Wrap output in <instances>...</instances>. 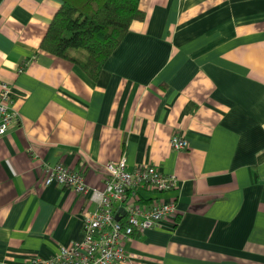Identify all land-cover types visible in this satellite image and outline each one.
Returning a JSON list of instances; mask_svg holds the SVG:
<instances>
[{"label": "crops", "instance_id": "obj_1", "mask_svg": "<svg viewBox=\"0 0 264 264\" xmlns=\"http://www.w3.org/2000/svg\"><path fill=\"white\" fill-rule=\"evenodd\" d=\"M56 7L0 0V81L19 116L0 138V264L82 238L94 204L45 185L46 168L102 190L121 158L176 180L139 192L176 212L124 242L126 264H264V0H138L95 79L38 48Z\"/></svg>", "mask_w": 264, "mask_h": 264}, {"label": "built area", "instance_id": "obj_2", "mask_svg": "<svg viewBox=\"0 0 264 264\" xmlns=\"http://www.w3.org/2000/svg\"><path fill=\"white\" fill-rule=\"evenodd\" d=\"M11 105L9 87L0 81V138L18 122V113ZM169 144L174 150L187 147L186 140L175 134L171 135ZM102 168L105 173L102 190L87 188L78 171L62 164L46 168L45 185H60L86 195L95 208L80 215L82 238L79 241L59 247L48 258H30L24 264H126L124 242L133 233L156 228L162 220L175 214L173 200L150 198L140 202L139 199V192L175 188L173 175L163 174L149 164L127 169L123 158L105 162Z\"/></svg>", "mask_w": 264, "mask_h": 264}, {"label": "trees", "instance_id": "obj_3", "mask_svg": "<svg viewBox=\"0 0 264 264\" xmlns=\"http://www.w3.org/2000/svg\"><path fill=\"white\" fill-rule=\"evenodd\" d=\"M57 7L38 48L75 64L95 79L131 21L142 18L138 0H52Z\"/></svg>", "mask_w": 264, "mask_h": 264}, {"label": "water", "instance_id": "obj_4", "mask_svg": "<svg viewBox=\"0 0 264 264\" xmlns=\"http://www.w3.org/2000/svg\"><path fill=\"white\" fill-rule=\"evenodd\" d=\"M119 210H120V209H119ZM119 210H118V211H119ZM115 219H118V216H115Z\"/></svg>", "mask_w": 264, "mask_h": 264}]
</instances>
